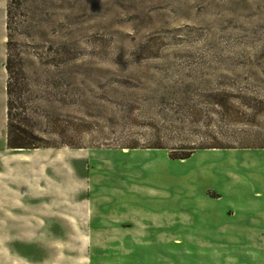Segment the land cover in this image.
I'll list each match as a JSON object with an SVG mask.
<instances>
[{
  "label": "rangeland",
  "instance_id": "374dc122",
  "mask_svg": "<svg viewBox=\"0 0 264 264\" xmlns=\"http://www.w3.org/2000/svg\"><path fill=\"white\" fill-rule=\"evenodd\" d=\"M0 264H264V0H0Z\"/></svg>",
  "mask_w": 264,
  "mask_h": 264
},
{
  "label": "trees",
  "instance_id": "16d2710c",
  "mask_svg": "<svg viewBox=\"0 0 264 264\" xmlns=\"http://www.w3.org/2000/svg\"><path fill=\"white\" fill-rule=\"evenodd\" d=\"M10 8L7 7V18L10 13ZM6 28L9 29L8 22ZM9 39L7 40V43ZM4 68L7 74V80L5 85L6 92V118H7V130H6V146L12 149H30L40 147L41 139L32 135V132L28 136L23 128L20 126L21 121L25 118L24 101L22 98V67L17 60L15 53L7 49L6 60ZM26 134V135H25ZM161 148V147H159ZM191 148L187 153L175 156L177 159H185L189 157L194 151Z\"/></svg>",
  "mask_w": 264,
  "mask_h": 264
}]
</instances>
